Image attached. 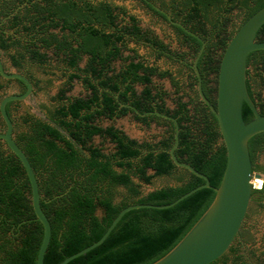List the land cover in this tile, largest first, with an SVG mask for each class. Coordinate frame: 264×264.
I'll return each mask as SVG.
<instances>
[{
    "label": "trees",
    "instance_id": "1",
    "mask_svg": "<svg viewBox=\"0 0 264 264\" xmlns=\"http://www.w3.org/2000/svg\"><path fill=\"white\" fill-rule=\"evenodd\" d=\"M141 1L162 16L148 1L158 3L174 20L206 42L196 66L203 95L215 107L221 54L235 30L264 6V0ZM114 8L117 7L94 0H0V51L7 54L11 66L31 82L32 68L42 69L45 75L60 71L64 79L63 87L51 98V106H39L40 116L26 113L15 118L11 106L19 102L10 101L5 106L13 123L14 139L35 172L42 196L40 206L51 226L44 264H58L98 240L122 208L132 204L166 205L204 183L170 160L168 150L174 133L171 121L155 115L134 116L143 125L154 122L164 128L154 143L138 142L113 126L101 127L96 123L102 117L118 118L131 112L120 103L131 104L140 113L156 107L169 114L170 109L164 104L165 92H153L150 87L151 75L168 78L175 91L179 90L165 70L142 68L140 63L133 62L118 71L110 69L112 61L127 60L121 55L127 36L143 40L156 49L158 56L181 57L170 53L148 33L140 35L138 29L116 22ZM233 11H238L237 23L227 30ZM174 28L182 36L193 62L201 41L179 27ZM256 40L264 41V24ZM246 64V91L263 115L264 99L255 95L250 82L262 78L264 50L249 53ZM140 69L145 73L142 76L137 72ZM109 72L112 75H107ZM191 72L194 74L193 69ZM193 77L189 101L178 97L171 110L179 126L174 154L180 162L204 174L211 186L218 187L226 151L217 120L199 99L197 78ZM3 81L12 80L5 81L0 75V99L5 96ZM15 81L23 92L24 84ZM73 81L81 82L85 96H66ZM133 83L144 87L136 93ZM242 116L245 122L253 118L246 104L242 106ZM4 128L0 117V131ZM94 137L108 140L112 150L104 153L91 143ZM248 151L252 171L264 174V165L258 163L264 152V132L249 139ZM155 177L171 178L174 184L142 193L140 184L149 185ZM263 194L264 184L260 190H252L250 203L258 202ZM214 196L212 189L202 188L169 208L130 210L100 245L69 264H153L180 242L209 208ZM42 233L31 207L25 171L0 140V264H35ZM254 258L252 252L247 257L242 255L240 243H233L210 264H250L257 260Z\"/></svg>",
    "mask_w": 264,
    "mask_h": 264
},
{
    "label": "water",
    "instance_id": "2",
    "mask_svg": "<svg viewBox=\"0 0 264 264\" xmlns=\"http://www.w3.org/2000/svg\"><path fill=\"white\" fill-rule=\"evenodd\" d=\"M263 24L264 6L246 19L228 40L219 62L215 107L203 95L200 80H198L196 86L200 100L209 107L217 120L221 141L226 151V163L219 186H211L209 179L204 174L176 158L174 151L178 145L179 133L177 120L158 111L148 112L146 114H154L173 123V143L168 150L170 160L176 167L184 168L203 179L204 183L166 205L132 204L122 208L98 240L66 257L58 264H69L73 259L100 245L126 212L140 208H169L202 188H210L215 192L213 202L180 242L153 264H210L227 252L238 235L248 211L252 193L249 184L250 178L251 176L259 177L261 175V173L252 171L248 141L254 135L264 132V114L259 113L247 94L246 63L249 53L264 50V41L256 40V34ZM178 26L184 29L180 24ZM187 32L198 38L192 32ZM200 54L201 50L193 62V68L198 77L196 63ZM0 75L5 80H19L26 87L21 94H9L0 99V117L5 126L4 130L0 131V140L19 160L28 179L31 207L36 220L40 222L43 229L35 264H44V256L51 236L50 222L40 206L42 196L35 172L26 154L14 139L13 123L5 110L6 104L10 101H24L31 95L33 87L24 75L17 72H6L1 59ZM243 104H246L253 114V118L249 122H245L243 119ZM128 107L133 109L139 116L145 115L132 106Z\"/></svg>",
    "mask_w": 264,
    "mask_h": 264
},
{
    "label": "rangeland",
    "instance_id": "3",
    "mask_svg": "<svg viewBox=\"0 0 264 264\" xmlns=\"http://www.w3.org/2000/svg\"><path fill=\"white\" fill-rule=\"evenodd\" d=\"M94 1H105L115 7L124 9L127 14L135 16L143 28L158 37L172 52L181 55L179 59H169L164 56L156 55L152 50L142 44L127 42V47L134 49L137 54L145 60V62L156 66L161 71H168L174 81L177 82L179 87L178 92L172 87L169 79H152L153 86L165 92L166 96L164 98V104L167 109L174 108V101L178 97H180L183 102L189 101V97L192 96L189 72L180 60H183L186 63H191V53L171 25L150 11L139 0ZM156 4L158 5V3ZM237 15L238 11H233L231 13L230 21L226 26L227 30H231L237 23ZM126 54L127 53L124 52L123 56ZM0 59L7 72H15V69L10 64L7 54L0 51ZM83 63L84 60L80 63V67L83 66ZM120 63V61H115L113 63L114 68L118 69ZM249 71L252 74L253 70L251 67H249ZM30 73L36 82L37 87L33 89L32 94L24 101H21L16 107H12L11 111L15 118H19L26 113L40 116L39 106H51V98L56 95L60 88L63 87L64 79L62 78V73L60 71L53 70L51 75H45L42 69L32 68ZM261 77V80H251L250 84L251 90L255 95L264 99V73ZM2 84V92H4V95L18 93V87L14 82L6 83L3 81ZM137 90H140V87H137ZM85 95L86 91L79 81H73L66 93L67 97H83ZM96 123L101 127L113 126L138 142L147 141L154 143L160 139V136L164 131L162 126L154 122L150 123L148 126L139 123L134 119L132 114H126L125 116L112 119L102 117L97 119ZM91 143L101 148L104 153H108L112 150V145L106 139L94 137ZM258 160L259 164L264 165V152L259 156ZM173 184L174 182L171 178L155 177L149 185L140 184V191L145 194L154 189ZM249 207L245 224L250 226L252 237L250 243H247L245 248L241 249V254L247 257L249 253L252 252L255 256L254 259L260 257L262 259L261 264H264V194L258 202H251ZM97 214H99V211Z\"/></svg>",
    "mask_w": 264,
    "mask_h": 264
},
{
    "label": "flooded vegetation",
    "instance_id": "4",
    "mask_svg": "<svg viewBox=\"0 0 264 264\" xmlns=\"http://www.w3.org/2000/svg\"><path fill=\"white\" fill-rule=\"evenodd\" d=\"M139 1H141V0H139ZM141 3H143L142 1H141ZM148 3L159 13V14H161L164 18H162V16H159L160 18H162V19H164L169 25H171V27L175 30V28L174 27H179V28H181L180 26H178V24H180L181 26H183V28L185 29H182L183 31H185L186 33H188L187 31H189V32H191L190 30H189V28L188 27H185L182 23H180L179 21H177V20H174L173 19V17L170 15V13L169 12H167V11H165L164 9H162V8H160L159 7V5H157L156 3H154V2H151V1H148ZM144 5V4H143ZM113 7H115L114 5H113ZM121 8H119V7H117L116 9L114 8V10H113V15H116L117 17H116V22H118V23H120L121 25H124L125 27H127V28H129V29H138L139 30V34L140 35H142V34H146V33H148L149 34V36L150 37H152V38H155L156 40H158V41H160L162 44H164L158 37H156V36H154L153 35V33H151L150 31H148L147 29H145V28H143L140 24H139V22H138V20L136 19V17L135 16H133V15H130V14H127V12H125L126 14L125 15H123L122 13H121V10H120ZM124 10V9H123ZM125 11V10H124ZM158 16V15H157ZM187 30V31H186ZM12 32V31H11ZM175 32H176V30H175ZM177 33V32H176ZM178 34V33H177ZM193 34H195V33H193ZM179 35V34H178ZM198 38V40H200L201 41V48L199 49V51L201 50V53H202V51H203V49L205 48V44H206V42L201 38V37H199V35H197V34H195ZM180 36V35H179ZM181 37V39H182V36H180ZM194 37V36H193ZM196 38V37H195ZM127 42H133V43H135V44H142L143 46H145V47H147V48H149L150 50H152L155 54H157V52H156V49H154V48H151L150 46H148L143 40H136L135 38H133V36H127V38H126V43L124 44V47L121 49V55H122V57L123 58H127V60L125 61V62H122L121 60H117V61H120L121 63H120V66H119V68L118 69H116V68H114V66H113V63L115 62V61H112L111 63H110V69L111 70H114V71H118L122 66H128L130 63H140L141 65H142V68H146V67H150V68H153V67H155L156 69H158L156 66H154V65H152V64H148L147 62H145V60L142 58V57H140L138 54H137V52L134 50V49H130V48H128L127 47ZM165 45V44H164ZM167 48H168V50L170 51V53H174V52H172L170 49H169V47L167 46V45H165ZM199 51H198V53H199ZM124 52H126L127 54L125 55V56H123V53ZM198 53H197V55H198ZM201 55V54H200ZM200 55H199V57H200ZM197 57V56H196ZM195 57V58H196ZM199 57H198V60H199ZM194 58V59H195ZM177 59H179V58H177ZM198 60H197V62H198ZM182 63H183V65H184V67L188 70V72H189V82H190V84H193V81H194V77L193 76H195L196 78H197V83H198V80H200V82H201V84H202V79H201V77H200V74H199V77L196 75V73H195V71H194V68H193V62H194V60H193V62L192 63H186V62H184L183 60H180ZM197 64V63H196ZM14 68V67H13ZM5 69V68H4ZM15 69V68H14ZM191 69H193V71H194V74H192V72H191ZM159 70V69H158ZM6 71V70H5ZM159 71H161V70H159ZM7 72V71H6ZM15 72H17V73H19L16 69H15ZM138 72V74L140 75V76H142V75H144L145 73L140 69V70H138L137 71ZM10 73V72H9ZM199 73V72H198ZM20 74H22V75H24L23 73H20ZM107 75H112V73L111 72H109ZM25 76V75H24ZM26 77V76H25ZM27 78V77H26ZM153 78H157V79H164V78H160V77H158L157 75H151L150 76V87L153 89V92H155V91H158V90H161V89H159V88H157V87H154L153 86V83H152V79ZM28 79V78H27ZM168 79V78H167ZM5 80V79H4ZM16 79H13L11 82H14L16 85H17V87H18V93H16V94H21V93H23V92H21L23 89H22V87L15 81ZM29 80V79H28ZM5 81H9V80H5ZM19 81V80H18ZM30 81V80H29ZM170 81V80H169ZM21 82V81H20ZM31 82V81H30ZM22 83V82H21ZM171 83V82H170ZM197 83H196V86H197ZM23 84V83H22ZM31 84H32V87H33V89L34 88H36L37 87V84H36V82L34 81V80H32V82H31ZM25 86V85H24ZM132 87H133V89L135 90V92L136 93H139L142 89H143V87H144V85H142V84H139V83H133L132 84ZM137 87H140V90H137ZM25 89H26V87H25ZM197 90V89H196ZM33 91V90H32ZM162 91V90H161ZM32 94V93H31ZM199 96V95H198ZM116 97V96H115ZM73 98V97H72ZM117 98V97H116ZM200 99V98H199ZM17 102V101H16ZM20 103V102H19ZM19 103H14V105L13 106H11V109H12V107H16ZM120 106H126V107H128V106H132L131 104H121L120 103ZM133 108H135L136 109V107H134V106H132ZM174 107H175V104H174ZM129 108V107H128ZM130 110H131V112H129L128 114H132L133 115V117L135 116V115H137L136 113H135V111L133 110V109H131V108H129ZM137 110V109H136ZM171 110L172 109H170V113L168 114V115H170L171 116ZM138 111V110H137ZM153 111H158L157 109H156V107H154V110H152V111H149V112H153ZM159 112V111H158ZM146 113H148V112H146ZM146 113H142V114H145V115H154V114H146ZM162 113V112H161ZM166 114V113H165ZM145 115H143V116H145ZM139 116V115H138ZM143 116H141V117H143ZM156 116V115H155ZM161 118V117H160ZM163 119V118H162ZM169 121V120H168ZM140 123V122H139ZM142 124V123H141ZM125 134V133H124ZM126 135V134H125ZM127 136V135H126ZM130 138V137H129ZM262 175H264L263 173H261ZM246 216H247V213H246ZM246 216H245V219H246ZM245 219H244V222L242 223V226H241V228H240V230H239V233H238V235L236 236V238L234 239V241H233V243H240V248L241 249H243V248H245V246L247 245V243H250V241H251V237H252V235H251V229H250V226L249 225H246L245 224ZM232 243V244H233ZM244 243H246V244H244ZM231 244V245H232ZM262 259L260 258V257H257V260H253L250 264H261L262 263V261H261Z\"/></svg>",
    "mask_w": 264,
    "mask_h": 264
},
{
    "label": "built area",
    "instance_id": "5",
    "mask_svg": "<svg viewBox=\"0 0 264 264\" xmlns=\"http://www.w3.org/2000/svg\"><path fill=\"white\" fill-rule=\"evenodd\" d=\"M249 184L252 190H260L264 184V175L261 174L259 177L251 176Z\"/></svg>",
    "mask_w": 264,
    "mask_h": 264
}]
</instances>
